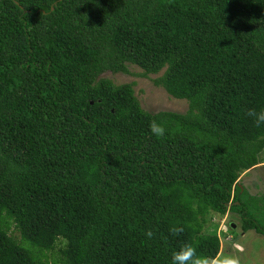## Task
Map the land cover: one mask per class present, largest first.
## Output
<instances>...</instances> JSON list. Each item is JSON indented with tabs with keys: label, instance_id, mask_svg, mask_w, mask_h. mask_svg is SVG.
<instances>
[{
	"label": "trees",
	"instance_id": "16d2710c",
	"mask_svg": "<svg viewBox=\"0 0 264 264\" xmlns=\"http://www.w3.org/2000/svg\"><path fill=\"white\" fill-rule=\"evenodd\" d=\"M127 65L187 111L150 114L100 78ZM250 108L264 0H0V264H48L58 244L62 264H171L188 242L215 255L203 231L233 210L264 235L238 183L264 163Z\"/></svg>",
	"mask_w": 264,
	"mask_h": 264
},
{
	"label": "rangeland",
	"instance_id": "374dc122",
	"mask_svg": "<svg viewBox=\"0 0 264 264\" xmlns=\"http://www.w3.org/2000/svg\"><path fill=\"white\" fill-rule=\"evenodd\" d=\"M127 68L128 74L104 72L100 78L108 79L114 85H132L141 108L150 114L187 111L186 100L172 98L164 89L153 84L156 75L143 76V70L133 65H127ZM238 183L241 185V191H244L240 197L245 203V209L251 212L257 223L264 225V163L241 173ZM241 225L239 213L233 210L223 216L212 214L203 232L219 237L220 252L240 255L243 264H264V235L257 234L253 230L244 232ZM10 233L21 242L14 224L10 225ZM62 247V244H58L53 251L44 253L48 264H62L60 254Z\"/></svg>",
	"mask_w": 264,
	"mask_h": 264
},
{
	"label": "clouds",
	"instance_id": "9594fccd",
	"mask_svg": "<svg viewBox=\"0 0 264 264\" xmlns=\"http://www.w3.org/2000/svg\"><path fill=\"white\" fill-rule=\"evenodd\" d=\"M246 116L253 120L256 127L264 125V108L257 111L255 108H250L246 111ZM151 133L163 138L166 134V128L163 123L157 120H152L149 123ZM172 235H179L183 233V227L173 226L171 228ZM148 239L154 237V232L148 230L145 233ZM198 245L188 242L183 244L178 251L173 252L171 257V264H243L242 258L236 253L217 252L215 255H202L197 252Z\"/></svg>",
	"mask_w": 264,
	"mask_h": 264
}]
</instances>
